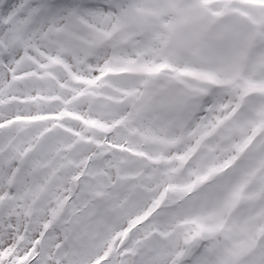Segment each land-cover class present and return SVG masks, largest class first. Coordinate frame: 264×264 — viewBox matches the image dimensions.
<instances>
[{"label":"snow or ice","instance_id":"snow-or-ice-1","mask_svg":"<svg viewBox=\"0 0 264 264\" xmlns=\"http://www.w3.org/2000/svg\"><path fill=\"white\" fill-rule=\"evenodd\" d=\"M0 264H264V0H0Z\"/></svg>","mask_w":264,"mask_h":264}]
</instances>
